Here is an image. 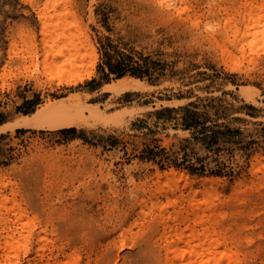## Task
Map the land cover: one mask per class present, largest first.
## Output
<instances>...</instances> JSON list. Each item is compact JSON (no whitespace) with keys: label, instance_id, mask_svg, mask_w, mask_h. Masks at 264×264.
<instances>
[{"label":"rangeland","instance_id":"rangeland-1","mask_svg":"<svg viewBox=\"0 0 264 264\" xmlns=\"http://www.w3.org/2000/svg\"><path fill=\"white\" fill-rule=\"evenodd\" d=\"M88 45L92 78L58 84L75 71L44 56ZM123 77L152 90H101ZM73 94L112 120L0 134V264H163L159 214L192 225L172 218L190 189L154 183L171 170L217 180L195 199L227 237L223 264H264V0H0V126Z\"/></svg>","mask_w":264,"mask_h":264},{"label":"bare ground","instance_id":"bare-ground-1","mask_svg":"<svg viewBox=\"0 0 264 264\" xmlns=\"http://www.w3.org/2000/svg\"><path fill=\"white\" fill-rule=\"evenodd\" d=\"M172 5V3H170ZM41 42L43 45H46L48 42H51L53 39L52 36H47L46 32L48 30V20L45 15H41ZM245 29L250 25V19L244 21ZM262 32H254L251 35L242 32L241 40L245 39L247 36H254ZM89 43V42H86ZM34 47V42L32 45ZM79 50V49H78ZM87 50V49H86ZM89 54L80 55L77 52V48L73 51V54L67 55L63 60H57V58L63 57L59 52H56L52 55H45L43 62L50 64L48 58H51V64L57 65L58 63L67 64L70 67V70H74L75 74L70 75L68 78H61L59 76V83H66L67 85H75L82 83L84 80H90L93 76L94 65L96 62V55L91 45H88ZM85 57H88V61L85 62ZM80 59V62L77 64V60ZM77 64V65H76ZM80 64V65H79ZM103 92L111 93L113 96H120L124 93L130 92H146L151 91L152 87L147 85L145 82H142L139 79L132 77H123L117 79L115 82L106 84L101 87ZM245 89H240L241 92H244ZM46 102V101H45ZM166 105V104H165ZM111 117L107 116L103 111H100L97 105H88L86 104V99H82L78 94H73L69 97L59 99V100H47V102L39 109H37L31 115H19L13 122L6 125L0 126V134L9 130L14 131L15 129H47V130H62L78 127H87L90 125L89 120L106 122ZM260 159L257 157L253 158L250 163V166L253 168L258 164ZM155 182L160 183L165 182L180 184L179 188L181 189H190V200L188 210L179 211L175 213L172 217L174 222H183L187 219V215L190 212L192 217L191 224L188 227V234H185V230L178 231L175 228H170L167 224L170 215L163 217L159 214L158 223L162 226V233L159 236L160 243L163 250L162 258L163 264H223L224 260L229 259L230 249L227 248V237L225 234L220 233L219 231L209 230L207 223L209 222L203 213L211 203L199 202L195 199L199 194L205 193L208 189L209 192H214L215 186L217 185L216 179H202L198 182L188 179L181 174L171 170L169 172L156 173ZM5 175H0V180H3ZM196 185L197 189H193L192 186ZM239 183L234 180L231 183V188L234 189ZM5 187V186H4ZM1 204L6 201L2 195H0ZM205 204L204 209L201 208ZM209 209V208H208ZM7 210V209H5ZM7 213V212H6ZM26 213L24 209L16 211L14 218L19 220L23 214ZM186 214V216H184ZM201 226L200 230L194 231V227ZM119 248H124L128 245V240L124 237H121L119 242ZM221 249L219 255L215 253V250ZM23 254H27V249L24 248ZM173 255V257H169Z\"/></svg>","mask_w":264,"mask_h":264},{"label":"trees","instance_id":"trees-1","mask_svg":"<svg viewBox=\"0 0 264 264\" xmlns=\"http://www.w3.org/2000/svg\"><path fill=\"white\" fill-rule=\"evenodd\" d=\"M124 75V72L123 71H119L118 72V77H121V76H123Z\"/></svg>","mask_w":264,"mask_h":264}]
</instances>
